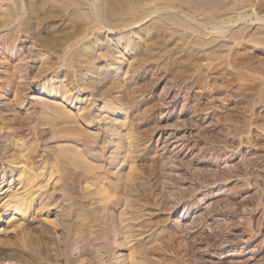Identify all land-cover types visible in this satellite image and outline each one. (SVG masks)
<instances>
[{
    "label": "rangeland",
    "instance_id": "rangeland-1",
    "mask_svg": "<svg viewBox=\"0 0 264 264\" xmlns=\"http://www.w3.org/2000/svg\"><path fill=\"white\" fill-rule=\"evenodd\" d=\"M5 1L0 0V14L7 11ZM29 1L30 7H34L38 0ZM160 3L158 0H47L36 17H31L27 6L22 10V19L24 24H30V33L19 36L25 44L13 60L16 58V63L21 65L29 63V49H37V38L53 44L60 40L67 42L72 48L63 55L61 61L65 63L75 58L72 52L85 51L83 45L87 44L97 59L93 62L92 74L84 75V68L77 72L68 69V72L63 70L64 77L57 80L51 73L46 87L57 85L59 81H73L78 86L76 93L81 100L74 101L73 106L82 114L89 112L88 108L93 111L90 117L94 125H84L85 131L81 133L84 136L102 135L107 132L106 123L113 122L116 126L127 120V126L115 133L116 137L123 136L124 146L120 150L121 142L116 137L110 145L112 152L120 151L122 156L112 167L111 175L122 177L125 173L126 176L129 163L135 158L140 169V183L137 182L143 183L144 189L141 188V194L130 196V201L142 205L137 203V207L142 208L138 216L143 218L139 221H144L145 225L149 223V227L146 226V233L136 236L138 242L130 245L123 238L104 232L103 236L112 235L111 254L106 257L101 253L99 264H130L128 246L139 242L147 250L144 264H264V84L261 85L264 45L253 49L251 45L254 44L246 43L254 53L253 67L257 72L244 70L243 76H237L241 78L240 83L260 84V90L231 96V88L226 83L230 72L223 75L226 79L217 82L210 77L224 69V59L204 58L205 50L212 45L213 51L218 50L215 53L224 51L222 36L194 34L183 25L187 22L184 15L176 10L159 11L155 7ZM149 7L154 11L150 15L146 13ZM248 9L245 11L249 17H255ZM173 14L176 18H184L181 25L180 22L168 24L171 20H164L165 17L172 19ZM200 18L189 24L200 26ZM232 21L234 31L243 26L236 18ZM255 24L252 29L259 26ZM6 33L7 28L0 31V35ZM199 39H208L211 43L202 45L204 41L199 44ZM242 47L245 46H238ZM0 52H5L2 44ZM48 56L51 54L44 58ZM36 57L39 67L42 58ZM116 62L120 63L113 64ZM110 66L118 71L107 72ZM208 75L209 78L200 82ZM32 77L20 76L19 87L30 83ZM113 85L120 87L115 91ZM31 95L36 98L25 109L41 107L39 96L44 94L33 91L29 99ZM105 98L112 104L119 102L122 106L119 116L114 117L104 110L106 103L102 100ZM53 100L58 105L64 97ZM247 100H252L253 106H248ZM96 104L100 107L94 109ZM68 107L78 113L75 108ZM49 129L53 133L54 128L49 126ZM126 129L135 134L131 147L127 145ZM68 144L53 143L52 146ZM2 177L0 175V206H7L10 197L13 194L18 197L21 190L17 192L19 187L13 184H2ZM2 185L5 186L1 188ZM119 208L116 210L118 218L124 206ZM10 213L14 212L9 211V215L0 219V240H25L27 236L16 235L23 225L18 230H4L7 221L20 219L19 215L12 219ZM104 242L106 238L102 237L99 243ZM99 245L97 251L101 250ZM74 249L78 250V246ZM89 259L84 255L78 261L89 264ZM0 263L30 264L21 258L2 257Z\"/></svg>",
    "mask_w": 264,
    "mask_h": 264
},
{
    "label": "bare ground",
    "instance_id": "bare-ground-1",
    "mask_svg": "<svg viewBox=\"0 0 264 264\" xmlns=\"http://www.w3.org/2000/svg\"><path fill=\"white\" fill-rule=\"evenodd\" d=\"M158 1H161V3L156 4L155 8L159 11L160 9L176 10L184 15L187 20L184 23V18H176L173 14L172 19L163 17L164 20H171L168 21V24L174 25L180 22L181 25L183 22V25L185 24L194 34L222 36L223 45L221 44V47L224 51L221 50L215 53L218 50L213 51L214 45H212L205 52L204 50L202 52L205 54L204 58H223L224 69L214 72V77L208 75L203 80L201 78L200 82H204V79L209 78V76L217 82L224 78L223 75L226 72H230L227 73L229 78L227 77L226 83L228 84L227 87L231 88V96L242 94L245 91H251V94L253 91L258 92L260 90V84L240 83L241 78L237 76H243L244 70H257L253 67L254 53H251L246 43L254 44L255 46L251 45L253 49L257 48L258 45L259 47L264 45V14H262L264 13V0ZM5 2L7 11L0 14V31L4 28H7L8 31L5 35H0V44L4 45L5 51L0 52V168H2L0 175L3 176L2 184H6V186L16 185L19 187L17 192L21 190V193L18 197L13 194L7 206H0V219L9 215V211L14 212L10 213L12 219H16L19 215V221H7L4 230L7 231L11 228L18 230L23 225L21 231L16 235L21 234V237L27 236V238L22 241L18 238L6 241L0 240V257L21 258L30 264H39V262L44 264H61L63 262L65 264H83L84 261H78V259L86 255L91 258L89 264H99L98 258H100L101 253L106 257L111 254L109 241L112 235L109 237L103 236L104 232L108 231L109 234H115L118 238H123L127 245H130L136 241V236L146 233L145 228L149 224L146 222L148 224L145 225L144 221H139L142 217V215L138 216L141 214L142 205L137 202L139 206L141 205L138 208L135 201H130V196L139 195L141 190L144 189V186H141L143 183L139 184L140 181H138L140 169L137 168L135 158L131 159L126 176L125 173L122 177L111 175V172H113L112 167L122 156L120 157V151L118 153L116 151L112 152L110 145L116 140L115 133L120 128L127 126V120L124 118L125 120L116 126L113 122L106 123L107 132L102 135H82L81 133L85 131V124L94 125L90 117L93 111L88 108L86 111L90 113L85 112L82 114L78 112L77 107L73 106L74 101L81 100L76 93L78 86L73 81L71 83L69 81H59L57 85L49 84L47 87L46 83L49 74L54 73V78L59 80L64 77L62 75L63 70L68 72V69L77 72L84 68L86 70L84 75L92 74L95 69V63L93 64V62L97 59L91 52L90 46L84 44L85 51L76 50L72 52L75 58L65 63L61 61L63 55L67 53L69 48H72L67 45V42L59 39V42L53 44L54 42H45L41 38H37V49H29L31 61L25 65L17 64L16 58L13 60V56H16L17 51H20L25 44L19 36L30 33L28 28L31 27L28 23L24 24L22 10L28 6L30 10L28 13H31V17L38 16L47 0L36 1L34 7H30L31 1L29 0H6ZM247 8L253 11L252 15H255V17H249L245 11ZM153 12L150 7L146 11L148 15ZM198 18L202 22L200 26L198 23L189 24ZM235 18L237 22L243 25L237 31L232 29L234 26L232 20ZM17 21L18 23L14 24ZM172 21H175V23H171ZM255 23L259 26L252 29L251 27ZM218 24H222V27L216 29ZM131 25L133 24L129 26ZM195 38L198 39V37ZM213 38L215 37H212V40H214ZM201 41H204L202 45L211 43V41L207 42L208 39L207 41L199 39L197 42L201 44ZM241 45L245 47L238 48ZM46 54H51V56L45 57V59ZM36 56L42 58L39 67ZM111 67L107 69V72L114 71L116 73L118 71ZM229 67L236 72H231L232 70H229ZM261 73L263 75L264 71ZM20 76H26V79L33 76L32 83L19 87L18 78ZM261 81V85L264 84V78ZM118 86L113 85V89L115 90ZM33 91H40L44 94V96H39L41 107L30 106L25 109L26 105H32L31 100L36 98V95H31V99L28 98L29 93ZM45 95L52 96L50 97L52 99L45 97ZM57 97H64V101L56 105L57 101L53 99ZM107 97L110 99L109 96ZM102 101L106 103L103 107L104 110L110 112L109 114H112V116H119L122 113V106H119V102L112 104L109 101L107 102L106 98ZM247 102L248 106H253L252 100H247ZM68 105L75 108L78 113L75 114L73 109L68 110ZM97 107H100V105L96 104L94 109ZM23 111H29V113H22ZM49 126L54 128L53 133ZM126 130L127 145L131 147L135 140V134L130 133L128 129ZM116 138L121 142L119 145L121 150L125 140L123 136ZM66 142L70 143L69 146H52L53 143L67 144ZM145 178L147 177L145 176ZM4 186L2 185L1 188ZM119 206H124V209L118 218L116 210L120 209ZM112 221L113 223H111ZM36 222H38V225L35 226ZM118 226H120V229L117 228ZM135 228L140 229L133 231ZM137 232L140 233L136 234ZM35 235L38 236L35 237ZM102 237L106 238V242L103 244L99 243ZM98 245L101 247L99 251L96 250ZM76 246H78V250L74 249ZM151 249L149 248V250ZM128 250L130 264H144L145 260L143 261V259L146 258L147 250L144 249L142 243L139 242L132 247L128 246Z\"/></svg>",
    "mask_w": 264,
    "mask_h": 264
}]
</instances>
